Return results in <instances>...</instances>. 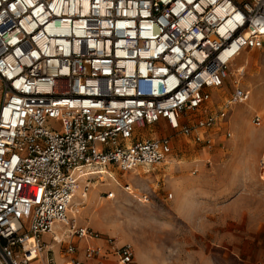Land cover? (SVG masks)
<instances>
[{
	"label": "built area",
	"instance_id": "1",
	"mask_svg": "<svg viewBox=\"0 0 264 264\" xmlns=\"http://www.w3.org/2000/svg\"><path fill=\"white\" fill-rule=\"evenodd\" d=\"M263 45L264 0H0V264H57L46 234L64 264H140L70 215L82 176L168 161L172 136L144 133L156 124L211 141L249 91L211 110L210 89Z\"/></svg>",
	"mask_w": 264,
	"mask_h": 264
},
{
	"label": "rangeland",
	"instance_id": "2",
	"mask_svg": "<svg viewBox=\"0 0 264 264\" xmlns=\"http://www.w3.org/2000/svg\"><path fill=\"white\" fill-rule=\"evenodd\" d=\"M229 70L224 86L210 89L209 108L218 109L236 85L249 95L227 107L208 130L211 141L165 123L146 128L172 136L169 160L82 176L87 194L78 192L70 215L132 242L140 264H264V45L244 52ZM255 112L259 125L252 122ZM53 255L60 264L58 252Z\"/></svg>",
	"mask_w": 264,
	"mask_h": 264
},
{
	"label": "crops",
	"instance_id": "3",
	"mask_svg": "<svg viewBox=\"0 0 264 264\" xmlns=\"http://www.w3.org/2000/svg\"><path fill=\"white\" fill-rule=\"evenodd\" d=\"M92 227H94V226H92ZM96 227H98V228H96ZM96 227H94V228H96V229H100V230H102V231H104V232H107V233H110L109 231H107V230H105V229H103L101 226H99V225H97ZM110 234H112V233H110ZM46 235H48L49 236V238H47V236ZM45 235V239H46V241L49 243V245H51L52 246V248H53V250H55V251H57L58 252V256L60 257L59 259L61 260V262H60V264H64V262H65V257H63V256H61V254H60V248H59V245H57V244H51L52 243V237H51V235L50 234H46ZM121 238V237H120ZM122 240V239H121ZM95 242H97V243H102L103 242V240H94ZM122 241H126V240H122ZM85 245H83V244H80V250H79V255L80 256H82L83 257V247H84ZM86 264H97V262L95 261V260H89V261H86Z\"/></svg>",
	"mask_w": 264,
	"mask_h": 264
},
{
	"label": "bare ground",
	"instance_id": "4",
	"mask_svg": "<svg viewBox=\"0 0 264 264\" xmlns=\"http://www.w3.org/2000/svg\"><path fill=\"white\" fill-rule=\"evenodd\" d=\"M236 71H239V68H237ZM96 172H104V173H107V172H108V173L110 174L108 168H101L100 170H98V171H96ZM81 189H82V185H81V187H79V188L77 189V191H76V193H75V196H74V199H75V197L77 196L78 192H80ZM74 199H73V200H74Z\"/></svg>",
	"mask_w": 264,
	"mask_h": 264
}]
</instances>
